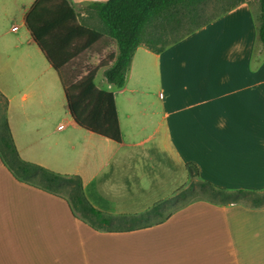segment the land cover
<instances>
[{
	"label": "crops",
	"instance_id": "crops-1",
	"mask_svg": "<svg viewBox=\"0 0 264 264\" xmlns=\"http://www.w3.org/2000/svg\"><path fill=\"white\" fill-rule=\"evenodd\" d=\"M37 1L0 0V95L14 144L24 162L80 177L89 204L114 219L94 229L96 220L18 182L0 159V264H264V207L196 201L166 219L171 205L133 221L187 188L188 164L215 187L264 192L256 8L244 0L162 54L138 48L122 90L105 68L97 87L115 94L116 144L72 120L58 74L26 26ZM68 1L82 24L97 17L92 4L108 0Z\"/></svg>",
	"mask_w": 264,
	"mask_h": 264
},
{
	"label": "trees",
	"instance_id": "trees-1",
	"mask_svg": "<svg viewBox=\"0 0 264 264\" xmlns=\"http://www.w3.org/2000/svg\"><path fill=\"white\" fill-rule=\"evenodd\" d=\"M211 0H108L105 3H94L89 8L99 18L102 31H96L81 24L79 15L68 0H38L26 18V26L37 47L54 71L58 74L65 93L68 110L75 124L96 136L122 144L123 135L119 123L116 99L113 91L99 89L96 76L100 69L106 68L107 83L115 90L125 88L135 52L145 47L159 55L169 47L195 32L209 26L220 14H226L244 2L239 0L220 14L206 17ZM261 7L259 37L264 45V0H258ZM205 15V16H204ZM113 41L118 46V54L110 56L112 65H102L88 71L85 77L69 84L64 72L67 66L85 52L92 50L104 40ZM106 49L103 50L105 52ZM5 110L0 124V159L11 175L20 183L36 186L44 192L64 198L58 191L63 186H76L72 190L71 200L64 198L76 217V206L80 207L84 219L96 220L99 226H109L114 217L94 209L86 200L83 183L80 177H64L37 165L24 162L14 144L7 119L9 101L0 95ZM189 188L181 190L174 197L155 205L150 211L134 218L144 221L150 216L163 215L162 209L174 201L185 202L189 193L199 186L211 192L215 203L235 204L240 200L251 198L252 206L264 207V192L228 191L203 182L199 168L194 164L187 165ZM43 179L50 184L42 187ZM41 183V184H40ZM55 187V188H53ZM189 203H185L182 207ZM181 207V208H182ZM174 211L164 216L170 217ZM147 228L146 224L128 227L121 232H130ZM122 230V229H121Z\"/></svg>",
	"mask_w": 264,
	"mask_h": 264
},
{
	"label": "rangeland",
	"instance_id": "rangeland-1",
	"mask_svg": "<svg viewBox=\"0 0 264 264\" xmlns=\"http://www.w3.org/2000/svg\"><path fill=\"white\" fill-rule=\"evenodd\" d=\"M239 0H211L210 4L207 8V15L206 17H210L215 14H220L221 12L227 10L231 6H233L235 3H237ZM252 6L256 8V11L261 14V7L258 0H249ZM205 16V15H204ZM221 16V14H220ZM261 16V15H260ZM260 18V17H259ZM82 24H85L86 26H89V28L96 30V31H102V24L99 20V18L93 16V20H91L89 23L82 22ZM106 49L105 52L103 50ZM118 53V46L115 42L104 40L103 42L99 43L97 46H95L92 50L85 52L80 57L76 58L73 62H71L67 68L65 69L64 76L66 82L69 84L75 83L76 81H79L81 78L85 77L86 73L94 68H102V65L108 66L110 65V56L116 55ZM104 69H100V77L97 78L96 84L101 87L103 86V73ZM5 110L4 102L0 99V124L3 119V111ZM192 181H190L187 185V188L190 187ZM41 184V183H40ZM50 184L47 183L44 179L42 182V187L47 188ZM55 188V187H53ZM76 189V186H63L60 187V190L58 191L64 198L67 200H71L72 190ZM62 198V199H64ZM61 199V198H60ZM217 200H221L220 198L214 197L211 192L202 189L198 183H196V187L194 190L189 193V197L185 202H179L177 203L174 201L171 205V207L164 213V216L168 215L169 212L175 211L178 208H181L185 203H192L196 201H210V202H216ZM65 200V199H64ZM240 202H243L248 205H253L251 198H244L240 200ZM76 214L79 218H85L83 213L80 210L79 206H76ZM89 219V218H87ZM157 219V218H156ZM158 220V219H157Z\"/></svg>",
	"mask_w": 264,
	"mask_h": 264
}]
</instances>
